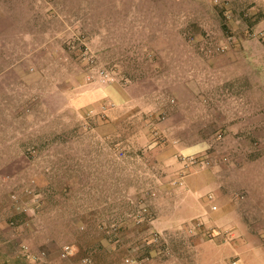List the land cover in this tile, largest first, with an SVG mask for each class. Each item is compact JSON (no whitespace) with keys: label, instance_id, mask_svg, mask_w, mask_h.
<instances>
[{"label":"rangeland","instance_id":"374dc122","mask_svg":"<svg viewBox=\"0 0 264 264\" xmlns=\"http://www.w3.org/2000/svg\"><path fill=\"white\" fill-rule=\"evenodd\" d=\"M263 17L262 0H0V250L264 264Z\"/></svg>","mask_w":264,"mask_h":264},{"label":"crops","instance_id":"0c3cea01","mask_svg":"<svg viewBox=\"0 0 264 264\" xmlns=\"http://www.w3.org/2000/svg\"><path fill=\"white\" fill-rule=\"evenodd\" d=\"M263 5H264V0H262ZM264 18V17H263ZM264 21V19H263ZM33 250H36L35 246H32ZM21 250V248H19ZM17 250L14 251V253L11 255V253L9 251H7V249L3 248L0 251L4 252L2 257H0V264H34L29 262L24 256L20 255L21 251ZM236 251H238V248L236 247L235 249ZM17 252H19L17 254ZM46 261V260H45ZM35 264H48V262H38Z\"/></svg>","mask_w":264,"mask_h":264},{"label":"built area","instance_id":"2783aa9c","mask_svg":"<svg viewBox=\"0 0 264 264\" xmlns=\"http://www.w3.org/2000/svg\"><path fill=\"white\" fill-rule=\"evenodd\" d=\"M20 251H21L22 256H24L27 260H32V261L42 260V258L44 257L43 251L35 254V253L31 252L30 249L28 248V246H26V245H22ZM71 252H72L71 247L69 245H65L63 247L61 255L63 257H65V256L69 255ZM84 261H86V259H84Z\"/></svg>","mask_w":264,"mask_h":264}]
</instances>
